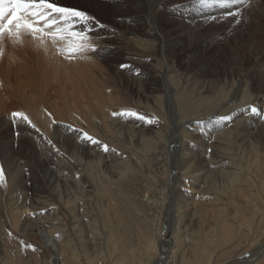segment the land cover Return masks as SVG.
<instances>
[{
	"label": "rangeland",
	"instance_id": "obj_1",
	"mask_svg": "<svg viewBox=\"0 0 264 264\" xmlns=\"http://www.w3.org/2000/svg\"><path fill=\"white\" fill-rule=\"evenodd\" d=\"M250 1H253V0H250ZM181 2H187V1L186 0H174V4H178ZM251 3L252 2H250V4ZM253 3H254V1H253ZM65 6H72V7L81 8L77 2H72L71 0L69 1V4L67 3V4H65ZM175 8H176V6H175ZM242 8H245L244 9L245 11H249V5L241 4L238 11H241ZM184 10L187 14H183L182 18L185 20H189V21L191 20L192 21V22L190 21L191 24L195 27V33L193 35V40L197 39L196 41L203 42L202 44H205L201 48V52H200V53H204L203 55H205L206 53H212V52L217 53L218 50L220 49L219 46L221 45V42L223 43V45H222L223 46L222 47L223 52H225L227 56H229L231 52H236V53H238V55H243V53H242L243 50H241V48L242 49H248L249 51H251V53L254 56L260 55L264 52V50H263V48H264V25H262V23L260 24L262 26H259V24L257 25V22H255L254 20L252 21L253 18L243 17V14L241 13L242 15L238 18L240 20V23L237 24V27H238L237 28V27H234V25L236 24L234 22V20L232 21L228 17H227V19H229L230 21L227 19H224V22H222L223 20L219 21V19H218L215 23H204V22H202V21H205V19H203L202 17L206 13H209V17L212 15L217 16L216 8L204 9V8L200 7V5L197 3V0H190L185 5ZM195 21H197V22H195ZM218 22H220V23H218ZM243 22H244V24H243ZM250 24H253V25H251V27H250L249 26ZM240 25H242V26L240 27ZM219 28L222 30H220ZM232 28H233L234 32H232ZM234 28L235 29L237 28V29L235 30ZM225 29L227 30L228 33L226 32ZM212 31H213V33H212ZM205 34L207 36H205ZM212 34H213V37H212L213 39L211 38ZM204 36H205V39H204ZM237 36H240V37H237ZM253 36H254V38H253ZM223 37L227 40H224ZM202 38H203V41H201ZM94 39H95V41H94ZM96 40L97 41L102 40V38L98 37L95 33V37H93L91 42L93 43V41H94V44L96 45V47L98 49H101L102 48L101 41L99 43V41L97 42ZM208 40H209V42H208ZM214 40L216 41L215 45H213ZM234 40H236V41H234ZM241 40H243L242 41L243 43L241 42ZM97 43H99V44H97ZM209 43H211L212 45ZM238 44L241 46H239ZM244 44L246 46L248 44L249 45L246 47V46H244ZM213 46H215V47H213ZM231 46L233 47V49ZM235 46H237V47H235ZM0 48H2V50L4 52L3 57L0 58V65H3V66L11 65L12 66L10 73H9V86L11 88V95H10V97H7L3 93H2L3 95L1 94L3 96V98H4V95H5V97H7L4 99H7L8 102L6 104L7 108H5L3 110V112L4 111L5 112L3 113L2 111H0L4 115L3 116L0 113V115H1L0 116V128H1V130H0V137H1L0 138V145H1V143L3 145V146L1 145L3 148L0 147L1 148L0 149V165H3L5 167V170H6L5 174H6V177L8 178L7 181L8 180H10V181H8L9 183L6 181V185H4V186H0V198H1L0 199V202H1L0 203V264H54L55 256L53 257V254L59 253V252H57L58 250H56L58 248L61 249L60 261H62L63 264L64 263L65 264H68V263L69 264H111L112 260L107 255L106 251L105 252L104 251L99 252V251L93 250L94 247L95 248H96V246L100 247L101 244L104 242L105 233L106 234L111 233V234L117 235L119 246L120 247L122 246V249H123V251L120 250L117 252V255L114 258L115 264H127V263L128 264H142V263L146 264L147 259H148V261L153 260L155 255L157 256V254L159 253L161 248L158 246L157 247L158 251L154 254L155 250H153V248L149 245V241L155 239V237L158 236V234H160V232L165 230V228L167 227L166 226L167 224L165 223V221L167 219V215H166L167 214V211H166L167 205L164 208V210H161V207H159L158 205H152V203H150L149 196H152V195L154 196L155 192H156L157 196L159 195V198H162L164 196L163 198L166 201L168 198V201H169L168 196H170V193L173 192L176 188H178L181 185V181L179 182L180 179H176L179 184L177 183L173 186V184L176 183V181L175 180L171 181L172 180L171 177L174 175V173L177 174L176 169L179 168L180 161L182 160L181 156H180L183 153V150H181L182 146H180V145H182V142L179 143L177 145V147H175L174 149L169 148L168 146H167L168 147L167 148L166 145H164V144L167 143V139L169 137L174 136L175 138L177 137V139L179 140V139H181L180 137H182V134L186 133V135H188L187 133L191 132L190 129H188L189 131H186L185 130L186 127L180 128V127H178L179 126L178 123L180 121H183V123H186V122L189 123L192 120L194 121V124H195V128H194L193 132H195L196 134L204 135L206 137L205 141L207 140V137H210L211 134H213L214 135L213 138H211L208 141L211 142L213 140L212 141L213 145L220 147L219 149H218V147L216 149L219 151L222 150V152H223L222 153L223 155L221 154V156H222L221 160L223 162L222 166L221 167H219L220 165H218V167L212 166L211 170L220 171V170L224 169L223 171L226 172L230 169L229 171L232 172V174L228 175L227 180L230 177L235 178L236 180H232V181H234V184L233 185L231 184L232 185V186L230 185L231 187L227 184H220L219 183L220 181H218L219 178H216L213 174L214 171H212L213 173L211 175L214 177L210 178V180H213L214 181L213 185L214 184H216V185H214L215 188H209L207 186L206 190L210 189L209 190L210 193L208 192L207 195H209V194L210 195L205 196L208 198V200H207V198L204 197V199L206 200V203L210 202L209 208H212V209L210 210L209 214H207L206 216H204L202 214L197 215V214H195V212L191 211L190 214L192 216V219L190 221H193L194 224H196V225L199 224V228L196 227L195 230L191 228V232L185 234L188 237V238H186L187 243L193 244L194 242H192V240H194V239L197 240L195 242H199V240H200L199 239L200 238L199 233L202 234V232L206 231L205 228H209L210 231L217 229L218 226L216 225V223H219L220 220H226L225 215L227 214V212L231 211V210H235L238 212V216L240 217L239 218L240 222H241V217L246 216L245 218L247 219V217H248L247 220L249 221L251 226H254L258 220H261V223L263 225H260L261 227L258 229L257 234H255L254 239L250 238L249 236L244 237V239H241L238 244L234 243L235 245L233 247L231 246L228 249H225L224 251H222L217 256H215L216 257L215 262H216V264H225V263L228 264L229 262H231V259H232V261H234V260L236 261L240 257V259L242 258L241 259L242 261L240 262L239 261L240 259H239L237 261V263L239 262L238 264H245L247 262V260L249 258H251V252H253L257 247L260 246V245L256 246V245H258L257 243L261 244L262 239H264V207L260 206L261 202H258L257 201L258 199L256 197L254 199V196H255L254 192L255 191L254 192L252 191V190H255V188H256L255 181L252 180V178L254 176H256L255 175L256 171L258 172L257 177L261 180L260 182H262V184L264 185V177H263L264 176V152H262V151H264V136L260 137V135L263 134L261 132V130H263V129H260V128H264V115H259V116L256 115L255 116L254 114H252L251 111H250V113H251V115H250L247 111L250 110L251 107H253L256 104L258 106L259 102L262 105H260V103H259L258 109L264 110V89H262L263 91L262 90L261 91L254 90L258 81L260 83L258 82L257 86L259 84H260L259 87L264 86V84H263L264 83V81H263L264 80V77H263L264 73L257 78L259 80H257V79H249L250 81L248 80L249 83L247 82V90L248 89L249 90H248V93L246 96L247 99L245 96H242V95L237 96V98L234 99L236 101L233 100V102L228 103L226 105L227 107L225 106L221 110L222 112L224 111V113L226 115H231L234 119H232L230 122H228L229 124L230 123L231 124L230 125L228 124V126L226 125V127L224 126V124L221 127H219L215 124L216 127L219 128V129H217V128H215V126L212 122H204L202 120H205L209 116H211L215 112L216 108H218L217 106L220 103H222L223 101L230 99L232 97V95H233L232 89L235 86V83H237V80H236V77L232 78V79L231 78H220V77L217 78V76L214 77L212 75L213 72L215 73V69L217 67L216 65H214V64H216V62H214L215 57L213 59H211L212 61L203 64V66L200 65L199 67H197V69L203 68V74L205 73L204 75H201L197 71L193 70L192 73H196V74H194V75L190 74V75H193L195 77H191L189 79L183 78L181 75L182 73H180L182 71L181 70L179 71V69H180L179 66L175 65L174 66L175 68L171 69V72H172L171 73V75H172L171 81L173 83L175 82L174 85H175V88H177V90L174 91L173 93H167L166 91H164L167 88L166 84H161L160 85L161 88H159L161 90V92H160V90L158 91V92H160V94L158 92H156L155 94H153L154 96H151L146 92V90L144 89L143 86H141L142 88H140V85H142L141 82L135 85L136 90L132 89V85L128 86L125 83V81H122L120 78H118L114 74H112L111 71L108 70V68L102 62H100L101 60L98 59L95 56V54L91 53V52H88L89 54L88 53L82 54L85 57L80 55V57L82 56V58H81L82 60L80 59L81 61H79L78 60L79 58H76V56L74 58H71V59H66V58L58 55L59 57L57 58V54H56V52H55L50 41H48L47 44H42L39 41L33 40L32 37L27 35V34H25L23 36L22 42H15L14 43L11 40H5L2 44H0ZM238 48H240V49H238ZM54 54H55V56H54ZM84 58H85V61L83 60ZM14 60L16 61V63ZM82 61L85 62L84 65L79 64V66H78V62L81 63ZM8 62L11 64H7ZM167 62L168 61H166V59H164V62H161L159 65H157V68H159V69L164 68L165 69L166 66L167 65L169 66V64H170V63L168 64ZM99 63H100V65H99ZM102 65H103V67H102ZM177 67H178V69L176 71ZM78 68L81 70L83 69V72L86 73V75L84 73L85 77H83V80H81L82 78L79 75L81 78V79L79 78V80H80L79 85L80 86L85 85L86 87L88 86V88H90L92 92L94 91V94L92 93L93 94V101H95L97 99L95 101L97 103L92 101L93 103L91 102L90 104H94V106L92 105L90 107H87L89 105V101H86V102H88V104H87V103H85V100L83 99V105H84V103L86 104V106L84 105L83 107H87V108L81 109L83 111L85 110V112H83V115H82V117H83L82 121H83L84 117L87 115L86 113L90 114L89 115L90 120L96 118V119H94L95 122L93 120L91 122H89L90 125L88 123L84 124L85 123L84 121L82 122V121H80V119H78V116H80L79 118H81V114H80L81 112L79 110L77 112V110H72L73 108L71 109V107L73 106L72 105L73 101H76V99H75L74 94L72 93V95H71V92H69V91H71L70 86L73 83H78L77 82L78 81V79H77L78 72L77 71H79ZM204 69H207V70L204 71ZM262 69H264V67ZM72 70H75V71L72 72ZM100 71H102V72H100ZM74 72H77V73H74ZM89 72H90V75H89ZM104 72H106V73L103 74ZM207 72H208V74L206 76ZM210 72H212V73H210ZM87 73L89 76H87ZM198 75H200V76H198ZM175 76H176V78H175ZM202 77H203V79H202ZM71 78H73V79H71ZM195 79H197V84H193V83H196ZM199 79H201V80H199ZM218 79H220V82ZM221 79H223V80H221ZM225 79L228 81H226ZM230 79L233 81H231ZM70 80H72L73 82ZM74 80H77V81L75 82ZM205 80H207L208 83H210L211 85L208 84L207 81H205ZM98 81H100L101 83ZM253 81H254V83H253ZM70 82H72V84H70ZM88 82H89V84H87ZM90 82H91V84H90ZM216 82L222 83V84L217 85ZM251 82H252V84H251ZM17 83H18L19 87H21V88H23L22 85L23 86L26 85V87H24V89L27 88V86L29 88V89L28 88L26 89V92L22 89L26 93V96H25V93L23 94L25 96V99H26V101L23 102L25 104V106L23 105L22 102L17 100V97H19L21 95L17 91V88H16V87H18ZM200 83H201V85H200ZM233 83H234V85L232 86ZM69 84H70V86H69ZM93 84H94V86H93ZM248 84H250V85H248ZM254 84H255V86H254ZM90 85L92 86V88L90 87ZM199 85H200V87H199ZM221 85H223V86H221ZM229 86H230V88H228ZM69 87H70V89H69ZM93 87H95L96 90H94ZM97 87H100V90ZM209 88H211V89H209ZM220 89H221V91L223 90L221 93L222 95L220 94V92H221ZM206 91L208 92V94ZM164 92H166V93L163 94ZM253 92H254V94H253ZM21 93H23V92L21 91ZM97 93L101 94L100 95L101 99L99 98V100H101L100 102L103 101L102 103H100L98 101V98L96 97ZM103 93H104V95H103ZM142 93H143V97L141 96ZM249 93H251L252 95ZM117 94L118 95L120 94V95L118 96ZM136 94H138V95H136ZM227 94H229V96ZM230 94H231V96H230ZM162 95H164V96H162ZM168 95L170 96V98L168 97ZM249 95H251V96H249ZM260 95H261V98H260ZM103 96H104V98L102 99ZM219 96H221V97H219ZM222 96L224 97V99ZM26 97H28V99ZM95 97H96V99H95ZM226 97H228V98H226ZM147 98H148L149 102L145 101V100H147ZM252 98H254V99H252ZM149 99H151V102ZM168 99H170V100H168ZM208 99H209V101H212L211 104L213 105V107L210 106L211 104L209 103ZM218 99H219V101H218ZM65 100H67V102ZM68 100L70 101V103H72L71 104L72 106L70 104L69 105L65 104V103H69ZM255 100L258 101V103H255L256 102ZM152 101H154V102H152ZM159 101H161V102H159ZM175 101H177V102H175ZM25 102L28 104L31 103V106H33V107H36V108L40 107L41 110L44 112V115H48L49 113H51L52 116L51 117L48 116L49 117L48 123L51 122V124H52L53 121H55V119H56L55 123L52 124V126L50 124L49 125L47 124L48 126H45V128H43V127L40 128V126L37 125L38 126L37 128L39 130L41 129L40 132H37L36 130L32 129L31 127H29L28 125L23 124V123H19L18 125L13 126L12 122H10L11 121L10 111L13 112V111L19 110V111H24L26 113V111H25L26 103ZM59 102H61V103H59ZM98 102H99V104H98ZM169 102H171V103H169ZM62 104L63 105L65 104L66 106L65 105L63 106ZM206 104H208V105H206ZM168 105L170 106L171 109L169 108ZM95 106L101 107V108L97 109V107H95ZM242 106H243V108H242L243 110L240 111ZM260 106H261V108H260ZM66 107H68L72 112H77L79 115L77 113L73 114ZM93 107H94L95 111H93V109H92ZM88 108L92 109V110H89ZM95 108L97 110H99L100 114H102L103 117H101V115L98 114L99 112L97 113V110ZM212 108H214L215 110L213 109L214 110L213 111ZM53 109H55V110H53ZM6 110H7V112H6ZM67 110L70 111L71 113L68 112ZM124 110H132V111H136V112L143 114L145 116H148V117L158 118L159 123L148 124L144 121L138 120V119L133 118V117L114 116L113 115L114 112H122ZM170 110H172V111H170ZM176 110H178V112ZM92 111L96 112V113H91ZM243 111H244V114L242 113ZM61 112H63V114H60ZM65 112L67 113L66 115H65ZM179 112H181V113H179ZM84 113L86 115H84ZM94 114L96 117L93 116ZM225 114L220 115V116H225ZM59 115L60 116L62 115L61 116L62 119L60 118ZM63 115H65V116H63ZM176 115L178 117H176ZM68 116H69V118H68ZM71 116H73V117H71ZM174 116H175V119H174ZM1 117L4 120V122H3V120H1ZM3 117H5V118H3ZM73 118L75 120H77V122L75 120L72 121ZM195 118H197V119H195ZM256 118L258 119L259 123H257L258 124L257 127L255 129H253L249 135H243L244 133L241 134V136L237 135V132L238 131L242 132L243 128L245 126L243 121H241L242 123L239 122L240 120H245V121L250 120L251 121V119H254L255 121H257ZM198 119L200 121H202L203 124H198V122H200ZM61 122H63V123L65 122V124H62ZM73 122H75V125H72V124H74ZM114 122H116V123H114ZM117 122L120 124H118ZM76 123L78 124L77 126H76ZM261 123H262V125H261ZM126 124H127V126H126ZM234 124L237 126H234ZM1 125H4V126H1ZM5 125H7V126H5ZM8 125L10 128L8 127ZM68 125H71L75 129H79V130H82L84 132L87 131V133L89 132L88 134L95 137L96 139H98L102 143L107 144L109 146V148L112 150L105 153L101 149V147L98 145H91V144H88L86 142H82L81 133L79 131L70 132L67 128ZM118 125H119V127H118ZM121 125H123V127H122V128H124L123 130L121 128ZM248 125H250V124H248ZM149 126L153 127V131L150 134H149V132L145 131V129ZM233 126L236 128H234ZM46 127H48V128H46ZM3 128H4V130H2ZM101 128H103V129H101ZM132 128H133V130H132ZM199 128L200 129L204 128V129L200 130ZM226 129L231 130V133L228 135L230 138L228 136H225V135L222 136L221 134H220L221 135V137H220L217 132H221V131L226 130ZM127 130H128V133H127ZM6 131L9 132L8 135L6 134L7 133ZM15 131L19 132L18 137L14 134ZM34 131H35L36 135H34ZM129 131L131 133H129ZM175 131H177V132H175ZM47 132H48V135H47ZM60 132H61V134H60ZM4 133L8 137H6V135H4ZM40 133H42V134H40ZM74 133H75V135H74ZM140 133H141V135H140ZM171 133H173V134H171ZM37 134H40V136ZM41 135L50 139L53 142V144L49 145L47 143V140H45ZM31 136L34 138H32ZM188 136H191V137L189 138ZM188 136H187V138L185 137V139H187V140L189 139L190 142H192L193 138H195V137H196L195 139L200 138V136L198 137V135H188ZM239 136H240V140H239ZM250 136H252V137H250ZM37 137L42 138V140L40 139L41 141H39V139H37ZM241 138H243V139L241 140ZM249 139H251V140H249ZM3 140L4 141L6 140L7 144L6 143L3 144L4 143ZM139 140H140V142H139ZM203 140H204V137H203ZM220 140H221V142H220ZM208 141H207V143H208ZM224 141H227L228 143L225 142L226 144L224 145ZM234 141H238L239 143H242V144H239V143L234 144L233 146L235 148H233V146H232L233 143L231 144L230 142H234ZM244 141H246V142H244ZM250 141L253 142L251 144L257 143L255 145H258V147L261 146V148L260 147L257 148V146L253 145V148L256 147L255 150L256 149H258V150L254 152L257 155L254 157L255 159L252 158L254 161H252V159H251V162L249 160L250 159L249 158V154H250L249 148L250 147H247V144ZM220 143H223V144H220ZM83 144L88 145L91 148L96 149L97 151L99 150L98 151L99 152L98 153L99 158L95 157V158H91V160L88 158H85L86 156L81 154V150H82L81 147H85V146H82ZM190 144L191 143H187V145L185 146L186 149L188 148L187 149V150H189L188 152H191L192 155H197L198 154L197 146L190 145ZM229 144H231V147ZM34 145H35V147L42 145L43 148L47 151V153L49 152L48 155H50L52 153L51 154L52 156H49V157H51L53 160L54 159L56 160V161L55 160L53 161L55 163V164L53 163L54 166L52 165L53 168H55V169H49L46 171L47 173L34 171V170H39V169H37V164L39 163V161H41L40 159L36 158L34 155V151H33ZM236 145L238 148H241V149H239V151H243V152H241L242 155H240L241 153H239V151L237 150L238 148L236 147ZM221 146H224V147H221ZM242 146H244V147H242ZM7 148H9L10 153L5 154ZM222 148H224V150ZM230 148H232V149H230ZM12 149H15V150H12ZM57 149H59V151H57ZM246 149H248V150H246ZM175 150H177L179 153L175 152ZM225 150L228 152L227 154H224V152L226 153ZM233 150H234V152H233ZM1 151L5 152V153H1ZM62 151L64 152V155L60 154V152H62ZM212 151L213 150L211 149V147H209L208 148L209 154H211ZM163 152H164V154H163ZM232 152L234 154H232ZM258 152H260V153H258ZM261 152H262V154H261ZM27 153H28V155H27ZM229 153L232 155H230ZM244 153H245V155H244ZM258 154L261 156H258ZM7 155L10 158H8ZM9 155H11V156H9ZM226 155H228V156L226 157ZM237 155H238L239 159H237L238 158ZM106 157L107 158L109 157L111 159L109 166L110 167L112 166V169L111 168L108 169L107 167L104 166L105 162L107 161ZM112 157H114V158H112ZM244 157H246L247 159L246 158L244 159ZM104 158H105V160H104ZM259 158H260V160H259ZM48 159H50V158H48ZM241 159H242V161H241ZM80 160L83 164L86 163L84 167H83V165L80 164L81 168H78V167H80V165L77 164L78 167H76L77 166V165H75L76 163L75 164L72 163V161L78 162ZM258 160H259V162H258ZM64 161H66V162H64ZM254 162L257 166L255 164L253 165ZM2 163H4L5 165ZM229 163L233 167H231ZM63 164H64V167H63ZM6 165L9 167H7ZM223 165L225 168H223ZM171 166H173V167H171ZM229 166H230V168H229ZM7 168H8V170H7ZM172 168L173 169L176 168L175 169L176 171L173 170ZM55 170L57 173L55 172ZM110 170H111V172H110ZM112 170H114L115 172ZM31 171L34 174L36 173V175L38 174L39 176L47 177V178L51 179L53 182V186H55V187L51 188V190L49 191L50 193H47L44 195L45 197L44 196L42 197L43 194H41V196H39L38 198L36 197V200L38 201L37 204L31 203L32 198L35 199V197L33 196V192L29 191L28 187H27V185H30V183H31V181L28 180V177H31V176L26 177L25 174H28ZM52 171H54V172H52ZM172 171H173V174H172ZM24 172H25V174H24ZM77 172H79V173H77ZM198 174H200V173H198ZM201 174H202V172H201ZM224 174H226V173H224ZM250 174L253 177L250 178V176H251ZM21 176L23 178H21ZM50 176H51V178H50ZM57 176H59V178ZM53 179H55V180H53ZM11 181H13V182H11ZM55 181H56V183H55ZM232 181H229V182H232ZM168 182L171 184H169ZM182 182L183 183H182L181 187H184L185 189L182 188L183 192L181 193V195L178 193L179 189L175 190L174 194L172 193V196L174 195L173 198H174L175 202L179 201L180 196H182L184 198L187 196L186 198H192V200H193L195 194L194 195H192V194H193V192L194 193L197 192V190H196V192L192 191L195 187H198L197 185L199 183L196 182V180L194 181V179L191 180V179L187 178L186 181H182ZM7 184L11 186L10 187L11 189L8 187ZM39 184H41V182ZM56 184H58V185H56ZM89 184H91V187ZM185 184H187V186L188 185L189 186L186 187ZM167 185H168V187H166ZM177 185H179V186H177ZM218 185H219V187H218ZM221 185H223V187ZM17 186L21 187L20 190L18 189L19 187L17 188ZM32 186H34V185H32ZM233 186L235 188H233ZM172 187H175V189H172ZM236 187H237V189H236ZM249 187H251V188H249ZM38 188H40V186H38ZM169 188H171V190ZM200 188L203 189V188H205V186L202 184L200 186ZM263 189H264V187H263ZM18 190H19V192H18ZM165 190H167L168 194L166 193ZM225 190H226V192H225ZM228 190H230L231 192ZM239 190H241V191H239ZM22 192H23V194L21 195ZM158 192H159V194H158ZM227 192L228 193L230 192L231 194L230 193L228 194ZM5 194L7 196H5ZM12 194H14L15 196ZM165 194H167V196ZM240 194H241V196H240ZM243 194L247 195L246 198L249 197L248 200L244 197L245 195H243ZM25 196H26V198H25ZM12 197H13V200H12ZM15 197H17V198L14 199ZM195 197L197 198V201H196V199H195V201L197 203H199V204H197V206L201 205L199 202V201H201V200H199L200 199L199 195L197 194V196L195 195ZM214 197H215V199L213 200ZM263 197H264V193H263ZM2 199H3V201H1ZM232 199H234V200H232ZM211 200H213V201H211ZM255 200H256V202H255ZM168 201H167V203H168ZM218 201H220L221 203L223 202V203L221 204ZM3 202H5L6 204L8 203V205L6 206L5 203H3ZM201 203H202V201H201ZM216 203L217 204L219 203V205H217ZM253 203L255 205L258 203L259 207L257 205V209L261 208V209H259L260 210L259 212L255 213L256 216L254 214V211L251 208ZM215 204H216V206H214ZM230 205H231V207H230ZM24 206L26 208H24ZM226 206L230 210H228L226 208ZM20 207L24 208L23 211H28V212H26L28 218H30V217L33 218L35 220V224L41 222L40 224H43L45 226V228H47V229L45 231L39 230V232L35 231V230H33V231L29 230V231L23 233L22 229L24 227L23 225L25 224V219L27 218V216H23L21 218L19 217L20 213L18 212V209ZM218 208H220V209H218ZM239 209H240V211H239ZM225 211H227V212H225ZM222 213H223V215H221ZM243 214H245V215H243ZM16 217L17 218L19 217V218L17 219ZM170 217L172 218V215ZM229 225L230 226H236L233 221L229 222ZM210 231H209V233H210ZM42 232H44V233H42ZM47 233L48 234L50 233L51 241H49V238L46 236ZM208 234L204 235L205 238L203 240V244L205 243L206 246H208L210 243L207 240ZM217 236L220 237V235H217ZM141 237H143V239L145 238L144 239L145 244H148V245H144V246H146L144 251H141L143 244H141V243L139 244ZM215 241L217 242L216 238H215ZM52 244H53V246H52ZM26 245L34 246L35 250H33L32 247H26ZM54 248H56V249H54ZM86 248H88V249H86ZM138 248H140V249H138ZM132 249H134L136 251V254H137V255L135 254L136 260L133 261V263H132V256L128 253ZM88 250H89V252H88ZM144 252H145V255L147 254L145 256V258L143 257ZM118 253L120 254V256H118L119 255ZM124 253H125V256L123 258ZM121 254H123V255H121ZM149 254H151V255L149 256ZM235 255L237 258L235 257ZM126 257H128V258H126ZM141 257L143 258L142 260H141ZM244 259H246V260H244ZM177 261H178V255L176 253H174L173 259H172V261H170V264H172V262H177ZM227 261H229V262H227ZM258 262L259 263H257V264H264V260H262V261L260 260Z\"/></svg>",
	"mask_w": 264,
	"mask_h": 264
},
{
	"label": "bare ground",
	"instance_id": "obj_2",
	"mask_svg": "<svg viewBox=\"0 0 264 264\" xmlns=\"http://www.w3.org/2000/svg\"><path fill=\"white\" fill-rule=\"evenodd\" d=\"M69 1L70 0H59V2L64 6L65 4H69ZM72 2H77L79 4V6L82 8V9H85L87 10L90 14H93L101 23H104L106 25H108V28L107 29H98V30H94L96 35L98 37H101L102 40H98L99 43L101 41L102 43V48L104 51L101 52L99 55L95 54V56L100 59L99 61L102 62L107 68L108 70L111 71L112 74H114L116 77L120 78L122 81H125V83L128 85V86H131L132 85V89L136 90V87L135 85L138 84V83H142V85H140V88H142L141 86L144 87V89L146 90V92L151 95V96H154L153 94H155L156 92H158L161 88L160 85L161 84H166V91L167 93H173L174 91L177 90V88H175V85L174 83L171 81V69L175 68L174 66H179V71L181 70L182 73V77L183 78H191V77H195L193 76L194 74L196 73H192L193 70L197 71L199 74L201 75H204L203 74V68L201 69H197V67H199L200 65L203 66V64L205 63H208L210 61H212L211 59H213L214 57V62H216V69H215V73L213 72V76H217L220 77V78H235L236 77V80H237V83H235V86L233 87V95L230 99H227L225 101H223L222 103H220L216 108V110L214 108H212V110L214 109L215 112L209 116L207 119L205 120H202L204 122H212L214 120H216L220 115H223L225 114L224 111L222 112L221 110L228 104V103H231L233 102V100L235 98H237V96H247V93H248V90H247V82L249 79H257L259 76H261L263 73H264V69H262L264 67V52L260 55H257V56H254L251 51H249L248 49H242L241 47V50L243 55H238V53L236 52H231L229 56L226 55L225 52H223V43L221 42V45L219 46L220 49L218 50L217 53L215 52H212V53H206L205 55H203L204 53H200L201 52V48L205 45V44H202L203 42H198L196 40H193V35L195 33V27L191 24V22L189 20H185L182 18V15L183 14H187L185 12V5L190 1L186 0L187 2H181V3H178V4H174V0H71ZM254 1V3H253ZM253 1H250L252 2L251 4H249V11H245L244 9L245 8H242L241 9V13L243 14V17H251L253 18L252 21L254 20L255 22H257V25L259 24V26H262L264 25V0H253ZM192 2V1H191ZM71 3V2H70ZM74 4V3H73ZM74 6V5H73ZM77 6V5H76ZM176 6V8H175ZM79 8V7H78ZM240 8V5H237V6H234L231 11L233 12H236L238 11V9ZM227 10H222V9H218L216 8V13H217V17H223L225 12ZM210 12V11H209ZM199 13V12H198ZM241 14V15H242ZM190 15V14H189ZM203 16V15H202ZM188 17V16H187ZM209 17V13H206L202 18L206 20V18ZM230 20H234L233 17H228ZM227 19V20H229ZM223 20L222 22H224V19H219V21ZM229 20V21H230ZM226 21V20H225ZM231 21V22H232ZM244 21V20H243ZM197 22V21H195ZM220 23V22H218ZM234 23V22H233ZM262 23V25H260ZM195 24V23H194ZM222 24V23H221ZM244 24V22H243ZM218 25V24H217ZM251 25L253 24H250L249 26L251 27ZM220 26V25H219ZM242 25H240L241 27ZM198 27V26H197ZM196 27V28H197ZM223 27V26H222ZM234 27H237V24L234 25ZM258 27V26H257ZM214 28V27H213ZM238 28V27H237ZM236 28V29H237ZM253 28V27H252ZM198 29V28H197ZM216 29V28H215ZM220 29V28H219ZM235 29V28H234ZM235 29V30H236ZM250 29V28H249ZM217 30V29H216ZM222 30V29H220ZM226 30V29H225ZM231 30V29H230ZM260 30V29H259ZM218 31V30H217ZM216 31V32H217ZM239 31V30H238ZM252 31V30H251ZM250 31V32H251ZM215 32V31H214ZM227 32V30H226ZM232 32L233 31V28H232ZM236 32V31H235ZM256 32V31H255ZM198 33V32H197ZM210 33V32H209ZM208 33V34H209ZM213 33V31H212ZM228 33V32H227ZM230 33V32H229ZM238 33V32H237ZM242 33V32H241ZM211 34V33H210ZM232 34V33H231ZM234 34V33H233ZM236 34V33H235ZM251 34V33H250ZM257 35V34H256ZM205 36H207L205 34ZM205 36H204V39H205ZM221 36V35H220ZM219 36V37H220ZM95 37V36H94ZM213 37V34L211 35V38ZM226 37V36H225ZM237 37H240V36H237ZM196 38V37H195ZM199 38V37H198ZM224 38V37H223ZM254 38V36H253ZM252 38V39H253ZM209 39V38H208ZM213 39V38H212ZM211 39V40H212ZM223 40V39H222ZM224 40H227L224 38ZM95 41V39H94ZM94 41H93V44H94ZM97 41V40H96ZM97 41V42H98ZM203 41V38L202 40ZM206 41V40H205ZM232 41V40H231ZM236 41V40H234ZM243 40H241L242 42ZM249 41V40H248ZM253 41V40H252ZM209 42V40H208ZM215 40H214V43L213 45H215ZM218 42V41H217ZM240 42V41H239ZM97 43V44H99ZM207 43V42H206ZM212 43V42H211ZM209 43V44H211ZM225 43V42H224ZM238 43V42H237ZM243 43V42H242ZM241 43V44H242ZM248 43V42H247ZM251 43V42H250ZM212 45V44H211ZM226 45V44H225ZM239 45V44H238ZM249 45V44H248ZM247 45V46H248ZM48 46V45H47ZM241 46V45H239ZM244 46H246L244 44ZM246 46V47H247ZM46 47V46H45ZM207 47V46H206ZM215 47V46H213ZM232 47V46H231ZM237 47V46H235ZM251 47V46H250ZM238 48V49H240ZM207 49V48H206ZM233 49V47H232ZM203 50V49H202ZM208 50V49H207ZM264 50V48H263ZM229 51V50H228ZM203 52V51H202ZM89 54V53H88ZM86 55V54H85ZM256 55V54H255ZM55 56V54H54ZM83 57H85L84 55H82ZM82 56L80 57V55H77L76 58H79L78 60L81 61L82 59ZM94 56V55H93ZM59 56L57 55V58ZM11 59V58H10ZM81 59V60H80ZM164 59H166V61H168L167 63L169 64V66L165 65L166 68H162V69H159L157 68V65H159L161 62H164ZM85 61V58L83 59ZM88 60V59H87ZM257 60V61H256ZM15 61V60H14ZM84 61H82L81 63L78 62V66L79 64H83L84 65ZM256 61V62H255ZM75 62V61H74ZM16 63V61H15ZM89 63V62H88ZM127 64V65H130V67L128 68H125V69H121L120 68V64ZM7 64H11V63H7ZM14 64V63H13ZM75 64V63H74ZM164 64V63H163ZM87 65V64H86ZM100 65V63H99ZM213 65V66H214ZM104 66V67H105ZM163 66V65H162ZM161 66V67H162ZM208 66V65H207ZM210 66V65H209ZM11 65H8V66H3V65H0V111L3 112V110L5 108H7L6 104H7V99H4V98H7V97H10L11 95V88L9 86V73H10V70H11ZM75 67V66H74ZM103 67V65H102ZM76 68V67H75ZM206 68V67H205ZM209 68V67H208ZM79 69V68H78ZM104 69V68H103ZM178 67L176 68V71H177ZM107 70V71H108ZM207 70V69H204V71ZM211 70V69H210ZM214 70V69H213ZM75 71V70H72V72ZM77 71V70H76ZM173 71V70H172ZM175 71V70H174ZM178 71V72H179ZM78 72V81L77 80H74L75 82L77 81L78 83H73L70 82V84H72L70 86L71 87V95L72 93L74 94L75 96V99L76 101H73V104L70 103H65L66 105L68 104H72L71 106V109L72 110H78L81 112H79L81 114V118H79L80 116H78V119H80V121H82V115H83V112H85V110H81V109H86L87 107H90V106H94V104H90L92 101H93V94H94V91L92 92L90 88H88V86L86 87L85 85L84 86H80L79 85V78L81 76V80H83V77L84 76V73L83 72V69H79ZM77 72H74V73H77ZM102 72V71H100ZM139 72V75H137L136 73ZM210 72V73H212ZM106 72H104L103 74H105ZM176 73V72H175ZM92 74V73H91ZM102 74V73H101ZM108 74V73H107ZM190 74H193V75H190ZM208 72L206 73V76H207ZM80 75V76H79ZM86 75V73H85ZM89 75H90V72H89ZM88 73H87V76H89ZM113 76V75H112ZM200 76V75H198ZM197 76V77H198ZM209 76V75H208ZM73 77V76H72ZM76 77V76H75ZM105 77V76H104ZM174 77V76H173ZM264 77V76H263ZM66 78V77H65ZM68 78V77H67ZM107 78V77H106ZM176 78V76H175ZM199 78V77H198ZM207 78V77H206ZM209 78V77H208ZM238 78V79H237ZM73 79V78H71ZM99 79V78H98ZM173 79V78H172ZM181 79V78H180ZM203 79V77H202ZM216 79V78H215ZM214 79V80H215ZM230 79V80H231ZM69 80V79H68ZM100 80V79H99ZM175 80V79H174ZM173 80V81H174ZM196 80V83H193V84H197V79ZM201 80V79H199ZM209 80V79H208ZM219 82H220V79H218ZM223 80V79H221ZM226 80V79H225ZM229 80V81H230ZM235 80V81H236ZM259 80V79H257ZM67 81V80H66ZM85 81V80H84ZM111 81V80H110ZM117 81V80H116ZM179 81V80H178ZM192 81V80H191ZM207 81V80H205ZM228 81V80H226ZM233 81V80H231ZM230 81V82H231ZM250 81V80H249ZM252 81V80H251ZM256 81V80H255ZM264 81V80H263ZM82 82V81H81ZM100 82V81H98ZM185 82V81H184ZM195 82V81H194ZM200 82V81H199ZM198 82V83H199ZM210 82V81H209ZM223 82V81H222ZM259 82V81H258ZM257 82V84H258ZM30 83V82H29ZM32 83V82H31ZM101 83V82H100ZM190 83V82H189ZM208 83V81H207ZM206 83V84H207ZM217 85L219 84H222V83H218L216 82ZM249 83V82H248ZM254 83V81H253ZM256 83V82H255ZM260 83V82H259ZM26 84V83H25ZM24 84V85H25ZM28 84V83H27ZM33 84V83H32ZM67 84V83H66ZM89 84V82L87 83ZM91 84V82H90ZM210 84V83H208ZM225 84V83H224ZM223 84V85H224ZM230 84V83H229ZM252 84V82H251ZM255 86V89L254 90H257V91H261L262 89H264V86H260V84L257 86ZM264 84V83H263ZM18 85V83H17ZM16 85V86H17ZM22 85V84H21ZM98 85V84H97ZM201 85V83H200ZM199 85V87H200ZM211 85V84H210ZM221 85V86H223ZM228 85V84H227ZM226 85V86H227ZM231 85V84H230ZM234 85V83L232 84V86ZM250 85V84H248ZM33 86V85H32ZM66 86V85H65ZM94 86V84H93ZM109 86V85H108ZM163 86V85H162ZM165 86V85H164ZM204 86V85H203ZM215 86V85H214ZM252 86V85H251ZM23 88L19 87H16L17 88V91L19 92V94H21L19 97H17V100H19L20 102H24L26 101L25 99V96H26V89L28 88H25V86L22 85ZM69 87V89H70ZM90 87L92 88V86L90 85ZM198 87V88H199ZM211 87V86H210ZM225 87V86H224ZM46 88V87H45ZM94 90L95 87H93ZM99 88L100 90V87H97ZM109 88V87H108ZM115 88V87H114ZM125 88V87H124ZM139 88V89H140ZM197 88V89H198ZM204 88V87H203ZM220 88V87H219ZM230 88V86L228 87ZM249 88V87H248ZM251 88V87H250ZM25 91H23V90ZM29 89V88H28ZM90 91H89V90ZM164 89V88H163ZM188 89V88H187ZM201 89V88H200ZM211 89V88H209ZM214 89V88H213ZM222 89V88H221ZM220 89V91H221ZM252 89V88H251ZM33 90V89H32ZM68 90V89H67ZM141 90V89H140ZM21 91L23 93H21ZM143 91V90H142ZM223 91V90H222ZM222 91L220 92V94L222 93ZM229 91V90H228ZM256 91V92H257ZM263 91V90H262ZM138 92V91H137ZM161 92V90H160ZM160 92H158L160 94ZM166 92H164L163 94H165ZM207 92V91H206ZM230 92V91H229ZM252 92V91H251ZM5 94L7 97H5L4 95V98H3V94ZM25 93V96L23 95ZM33 93V92H32ZM93 93V94H92ZM129 93V92H128ZM178 93V92H177ZM204 93V92H203ZM217 93V92H216ZM231 93V92H230ZM2 94V95H1ZM99 94V95H98ZM208 94V92H207ZM226 94V93H225ZM251 94V93H249ZM254 94V92H253ZM41 95V94H40ZM101 94L100 93H97L96 94V97L98 98V101L100 102L101 100H99V98L101 97L100 96ZM104 95V93H103ZM118 95V94H117ZM120 95V94H119ZM118 95V96H119ZM125 95V94H124ZM138 95V94H136ZM205 95V94H204ZM219 95V94H218ZM222 95V94H221ZM224 95V94H223ZM229 96V94H227ZM252 95V94H251ZM249 95V96H251ZM262 95V94H261ZM261 95H260V98H261ZM28 96V95H27ZM44 96V95H43ZM110 96V95H109ZM140 96V95H139ZM143 97V93L141 95ZM160 96V95H159ZM164 96V95H162ZM231 96V94H230ZM248 96V97H249ZM256 96V95H255ZM95 97V99H96ZM145 97V96H144ZM147 97V96H146ZM168 97L170 98V96L168 95ZM221 97V96H219ZM223 97V96H222ZM258 97V96H257ZM28 99V97H26ZM104 98V96L102 97V99ZM107 98V97H106ZM150 98V97H149ZM228 98V97H226ZM241 98V97H240ZM259 98V97H258ZM25 99V100H24ZM30 99V98H29ZM83 99L85 100V103L88 104V102L86 101H89V105L87 107H83L84 105L86 106V104L84 103L83 105ZM101 99V98H100ZM140 99V98H139ZM154 99V98H153ZM167 99V98H166ZM210 99V98H209ZM208 99V101H209ZM224 99V97H223ZM243 99V98H242ZM247 99V97H246ZM254 99V98H252ZM36 100V99H35ZM39 100V99H38ZM97 100V99H96ZM95 100V101H96ZM150 102H151V99H149ZM170 100V99H168ZM173 100V99H172ZM215 100V99H214ZM221 100V99H220ZM67 102V100H65ZM93 101V102H95ZM145 101H148V98L147 100ZM219 101V99H218ZM236 101V100H234ZM239 101V100H238ZM256 101V100H255ZM29 102V101H28ZM62 102V101H61ZM59 102V103H61ZM92 102V103H93ZM98 102V104H99ZM103 102V101H102ZM100 102V103H102ZM149 102V101H148ZM154 102V101H152ZM161 102V101H159ZM173 102V101H172ZM177 102V101H175ZM174 102V103H175ZM212 101H209V103L211 104ZM26 103V102H25ZM97 103V102H95ZM168 103V102H167ZM171 103V102H169ZM205 103V102H204ZM208 103V104H209ZM255 103H258V101H256ZM260 103V102H259ZM259 103H258V106H259ZM35 104V103H34ZM64 104V105H65ZM111 104V103H110ZM148 104V103H147ZM173 104V103H172ZM176 104V103H175ZM206 104V105H208ZM209 104V105H210ZM217 104V103H216ZM23 105L25 106V104L23 103ZM44 105V104H43ZM47 105V104H46ZM63 105V104H62ZM63 105V106H64ZM65 105V106H66ZM101 105V104H100ZM109 105V104H108ZM129 105V104H128ZM171 105V104H170ZM245 105V104H244ZM260 105H262L260 103ZM35 106V105H34ZM103 106V105H102ZM110 106V105H109ZM148 106V105H147ZM169 106V105H168ZM210 106L213 107V105L211 104ZM246 106V105H245ZM255 107L258 108L257 104L254 105ZM97 107V106H95ZM115 107V106H114ZM175 107V106H174ZM173 107V108H174ZM227 107V106H226ZM63 108V107H62ZM65 108V107H64ZM68 108V107H66ZM100 109L101 107H97V109ZM170 108V106H169ZM211 108V107H210ZM233 108V107H232ZM243 106L241 107L240 111H242L243 109ZM246 108V107H245ZM261 108V106H260ZM263 108V107H262ZM47 109V108H46ZM61 109V108H60ZM69 109V108H68ZM89 109V108H88ZM93 111L94 110V107L92 108ZM92 109H89V110H92ZM96 109V108H95ZM96 109V110H97ZM133 109V108H132ZM171 109V108H170ZM178 109V108H177ZM249 109V108H248ZM55 110V109H53ZM70 110V109H69ZM174 110V109H173ZM207 110V109H206ZM213 110V111H214ZM25 111L27 113V115L30 117V119L33 121V123L36 124V126H40L45 128V126H48L49 124L52 126V124H54V122L51 124L48 123L49 122V115H44V112L41 110L40 107L36 108V107H33L31 106V103H26V107H25ZM63 111V110H62ZM68 111V110H67ZM71 111V110H70ZM68 111V112H70ZM91 112V113H96V112ZM111 111V110H110ZM172 111V110H170ZM178 112V110H176ZM182 111V110H181ZM2 112H0L2 114ZM5 112V111H4ZM3 112V113H4ZM7 112V110H6ZM72 112V111H71ZM70 112V113H71ZM77 112H72L73 114L77 113ZM87 112V111H86ZM89 112V111H88ZM99 112V110H97V113ZM175 112V111H174ZM233 112V111H232ZM250 115V110L247 111ZM10 113H12L10 111ZM181 113V112H179ZM209 113V112H208ZM244 114V111L242 112ZM247 113V114H248ZM60 114H63V112H61ZM67 113L65 112V115ZM78 114V113H77ZM88 116H87V115ZM84 113V115H86L83 119V121L85 122L84 124H89V122H91L92 120L94 121V119L90 120L89 119V115L88 113ZM100 114V112L98 113ZM175 114V113H174ZM240 114V113H239ZM246 114V115H247ZM3 115V114H2ZM63 115V116H65ZM69 115V114H68ZM72 115V114H71ZM79 115V114H78ZM92 115V114H91ZM101 117L102 114H100ZM106 115V114H105ZM112 115V114H111ZM219 115V116H218ZM226 115V114H225ZM1 116V115H0ZM4 116V115H3ZM52 116V115H51ZM55 116V115H54ZM60 116V115H59ZM62 116V115H61ZM60 116V118H61ZM70 116V115H69ZM68 116V118H69ZM95 116V114L93 115ZM173 116V115H172ZM183 116V115H182ZM256 116V115H255ZM6 117V116H5ZM3 117V118H5ZM8 117V116H7ZM56 117V116H55ZM73 117V116H71ZM96 117V116H95ZM98 117V116H97ZM176 117H178L176 115ZM249 117V116H248ZM251 117V116H250ZM182 118V117H181ZM184 118V117H183ZM247 118V117H246ZM7 119V118H6ZM54 119V118H53ZM62 119V118H61ZM100 119V118H99ZM98 119V120H99ZM174 119H175V116H174ZM193 119V118H192ZM197 119V118H195ZM234 119V118H233ZM257 119V118H256ZM1 120L2 117H1ZM75 120L74 118L72 119V121ZM97 120V121H98ZM169 120V119H168ZM177 120V119H176ZM199 120V119H198ZM7 121V120H6ZM5 121V122H6ZM53 121V120H52ZM56 121V119H55ZM77 122V120H75ZM82 121V122H83ZM174 121V120H173ZM180 121V120H179ZM200 121V120H199ZM243 121L245 126L243 128V131H238L237 132V135H240L243 134V135H249L250 132H252L253 129H255L257 127V123L258 122V119L257 121H255L254 119H251L250 120H240L239 122ZM4 122V120H3ZM11 122V121H10ZM70 122V121H69ZM79 122V121H78ZM95 122V121H94ZM106 122V121H105ZM108 122V121H107ZM230 122V121H229ZM62 124H65V122H61ZM68 123V122H67ZM71 123V122H70ZM74 124L72 125H75V122H73ZM98 123V122H97ZM96 123V124H97ZM116 123V122H114ZM118 123V122H117ZM242 123V122H241ZM9 124V123H8ZM48 124V125H47ZM95 124V125H96ZM100 124V123H99ZM103 124V123H102ZM120 124V123H118ZM137 124V123H136ZM169 124V123H168ZM179 126L180 128L182 127H186L185 130L186 131H189L188 129H190L191 132L187 133L188 135H198V137L200 136V138L198 139H195L193 138L192 142L189 141V139H185V137L187 138L188 135L185 134H182V137H180L181 139H177V137L175 138L174 136L172 137H169L167 139V143L164 144L166 145V147L168 146L169 148H175L177 147V145L179 143L182 142V149L183 150V153L180 155L181 156V161H180V166L177 170V174L174 173V175L171 177L172 180L171 181H176V183L173 184V186L175 184L178 183V181L176 179H180L179 182L181 181V185H182V181H186V179H194V181L196 180V182H198L199 184L197 185L198 187H195L192 191H195L197 190L196 193L193 192L192 195H196L197 194L199 195V200L202 201H199L201 205L197 206V198L195 197L194 195V198L192 200V198H184L181 195V193L183 192L182 191V188L184 187H181V185H177L179 186L178 188L175 189V187H172V189H175V190H178L179 189V201L178 202H175L174 201V195L172 196V193L174 194L175 190L173 192L170 193V196L169 197V201H168V198H167V201L162 197V198H159V195L157 196V193L155 192V195L153 196H149V200H150V203H152V205H158L159 207H161V210H164V208L166 207L167 205V208H166V211H167V219L165 221V223L167 224L165 230H163L162 232H160V234H158V236L155 237V239L149 241V245L153 248V250H155L154 254L158 251L157 247L159 246L161 249L159 251V253L157 254V256L155 255L154 259L153 260H149L148 259L146 260V264H170V261H172L173 259V255L174 253H176L178 255V261L177 262H172V264H216L215 262V256H217L218 254H220L222 251H224L225 249H228L229 247H233L235 244H238L240 242L241 239H244V237L246 236H249L250 238L254 239L255 238V234H257L258 232V229L261 227L260 225H263L261 223V220H258L256 222V224L254 226H251V224L249 223V221L243 216L241 217V222L239 220V216H238V212L235 211V210H231V211H225L227 212V214L225 215V218L226 220H220L219 223H216V225L218 226L217 229L215 230H211L209 228H205L206 231L199 233L200 234V240L199 242H195L197 240H192V242H194L193 244H190V243H187V240L186 238H188L185 234L186 233H189L191 232V228L192 229H196V227L199 228V224H194L193 221H190L192 219V216H191V211L195 212V214L197 215H204L206 216L207 214H209L210 210L212 208H209L210 205L209 203H206V200L204 199V197L208 194L209 190L210 189H207L206 190V187L208 186L209 188H215L214 184V181L213 180H210V178L212 177H216V178H219L218 181H220L219 183L220 184H227V185H233L234 184V181L232 180H236L235 178H232L230 177L228 180V175H231L232 172H230L229 170L224 172L222 170L220 171H214V170H211L212 166L214 167H218V165H220L219 167L222 166V160H221V154L223 153L222 150L219 151L217 150L216 148L218 146H215L213 145V140L210 142L208 140H210L211 138H213V134H211L210 137H207V140L205 141L206 137L204 135H200V134H196L194 131V128H195V124H194V121L192 120L191 122H186V123H183V121H180L179 123ZM211 124V123H210ZM214 124V123H213ZM228 122H225L224 123V126L226 127V125L228 126ZM231 124V123H230ZM229 124V125H230ZM240 124V123H239ZM250 124V125H248ZM13 125V124H12ZM23 125V124H22ZM67 125V124H66ZM78 124L76 123V126ZM80 125V124H79ZM82 125V124H81ZM90 125V124H89ZM101 125V124H100ZM116 125V124H115ZM188 125V126H187ZM223 124L221 125H217L219 127H221ZM262 125V123H261ZM1 126H4V125H1ZM7 126V125H5ZM37 126V127H38ZM92 126V125H91ZM127 126V124H126ZM131 126V125H130ZM153 126V125H152ZM152 126H149L145 129V131L152 133L153 131V127ZM215 128L219 129L218 127H216V125L214 124ZM234 126H237L234 124ZM233 126V127H234ZM9 127V125H8ZM66 127V126H65ZM110 127V126H109ZM119 127V125H118ZM123 127V125H121V128ZM232 127V126H231ZM243 127V126H242ZM260 127V126H259ZM7 128V127H6ZM10 128V127H9ZM12 128V127H11ZM26 128V127H25ZM42 128V129H43ZM48 128V127H46ZM52 128V127H51ZM127 128V127H126ZM139 128V127H138ZM228 128V127H227ZM236 128V127H234ZM56 129V128H55ZM60 129V128H59ZM103 129V128H101ZM107 129V128H106ZM124 128H122L123 130ZM129 129V128H128ZM131 129V128H130ZM135 129V128H134ZM200 129V128H199ZM204 129V128H202ZM231 129V128H230ZM230 129H226V130H223L221 132H217L219 134V136L221 137L222 136H228L230 133H231V130ZM242 129V128H241ZM260 129H263L261 130V132L263 134L260 135L261 136H264V128H260ZM1 130V128H0ZM4 130V128L2 129ZM7 130V129H6ZM30 130V129H29ZM35 130V129H34ZM41 130V129H40ZM45 130V129H44ZM126 130V129H125ZM133 130V128H132ZM131 130V131H132ZM201 130V129H200ZM236 130V129H235ZM32 131V130H31ZM60 131V130H59ZM111 131V130H110ZM121 131V130H120ZM7 132V131H6ZM12 132V131H11ZM16 132V131H15ZM44 132V131H43ZM87 132V131H86ZM119 132V131H118ZM169 132V131H168ZM177 132V131H175ZM174 132V133H175ZM9 132H7L6 134L8 135ZM31 133V132H30ZM89 133V132H88ZM127 133H128V130H127ZM129 133H131L129 131ZM216 133V134H217ZM254 133V132H253ZM4 133V135H6ZM11 134V133H10ZM33 134V133H32ZM42 134V133H40ZM40 134H37L40 136ZM57 134V133H56ZM61 134V132H60ZM173 134V133H171ZM176 134V133H175ZM174 134V135H175ZM210 134V133H209ZM221 134V135H220ZM2 135V134H1ZM6 135V137H8ZM34 135L35 134V131H34ZM44 135V134H43ZM46 135V134H45ZM47 135H48V132H47ZM46 135V136H47ZM59 135V134H58ZM63 135V134H62ZM75 135V133H74ZM141 135V133H140ZM145 135V134H144ZM42 136V135H41ZM64 136V135H63ZM67 136V135H66ZM95 136V135H94ZM97 136V135H96ZM123 136V135H122ZM170 136V135H169ZM240 136H239V140H240ZM4 137V136H3ZM32 137V136H31ZM44 137V136H42ZM69 137V136H68ZM73 137V136H72ZM118 137V136H117ZM145 137V136H144ZM189 138L191 136H188ZM203 137H204V140H203ZM216 137V136H215ZM229 137V136H228ZM243 137V136H242ZM252 137V136H250ZM1 138V137H0ZM34 138V137H32ZM36 138V137H35ZM78 138V137H77ZM218 138V137H217ZM224 138V137H223ZM230 138V137H229ZM236 138V137H235ZM5 139V138H4ZM39 141L42 140V138H38ZM41 139V140H40ZM63 139V138H62ZM67 139V138H66ZM192 139V138H191ZM195 139V140H194ZM215 139V138H214ZM238 139V138H237ZM243 138H241L242 140ZM255 139V138H254ZM2 140V139H1ZM28 140V139H27ZM35 140V139H34ZM71 140V139H70ZM219 140V139H218ZM222 140V139H221ZM220 140V142H221ZM238 140V141H239ZM246 140V139H245ZM248 140V139H247ZM251 140V139H249ZM263 140V139H262ZM4 141V140H3ZM22 141V140H21ZM38 141V140H37ZM208 141V143H207ZM223 141V140H222ZM238 141H234V142H230L232 144V146L234 144H237L239 143ZM140 142V140H139ZM225 142L227 141H224V145L226 144ZM242 142V141H241ZM246 142V141H244ZM260 142V141H259ZM262 142V141H261ZM6 143V140L4 141L3 144ZM60 143V142H59ZM72 143V142H71ZM165 143V142H164ZM177 143V144H176ZM187 143H191L190 145H194V146H197L198 148V154L197 155H192L191 152H188L189 150L186 149V145ZM228 143V142H227ZM253 142H249L247 144V147H250L249 148V160L251 162V159L254 158L257 154L254 153L255 151H257L258 149L255 150V148H253V145L257 144H251ZM7 144V143H6ZM11 144V143H10ZM18 144V143H17ZM31 144V143H30ZM112 144V143H111ZM217 144V143H216ZM220 144H223V143H220ZM231 144L230 147H231ZM239 144H242V143H239ZM245 144V143H244ZM259 144V143H258ZM2 145V143H1ZM0 145V147H2ZM71 145V144H70ZM139 145V144H138ZM5 146V145H4ZM26 146V145H25ZM82 146H85V147H81L82 150H81V154L85 155L86 157L85 158H88L91 160V158H97L99 156V150L97 151L96 149L94 148H91L90 146L88 145H82ZM179 146V147H180ZM220 146V145H219ZM257 146V148H261V146L258 147V145H255ZM167 147V148H168ZM188 147V146H187ZM211 147V149L213 150L211 154H209L208 152V148ZM221 147H224V146H221ZM237 147V145H236ZM244 147V146H242ZM246 147V146H245ZM246 147V148H247ZM252 147V148H251ZM3 148V147H2ZM5 148V147H4ZM11 148V147H10ZM65 148V147H64ZM96 148V147H95ZM220 147H218L219 149ZM233 148H235L233 146ZM238 148V147H237ZM1 149V148H0ZM224 150V148H222ZM227 149V148H226ZM232 149V148H230ZM239 149L241 148H238L237 150L239 151ZM243 149V148H242ZM12 150H15V149H12ZM25 150V149H24ZM170 150V149H169ZM236 150V151H237ZM248 150V149H246ZM261 150V149H260ZM5 151V150H4ZM33 151H34V155L36 158L40 159L41 161H39V163L37 164V169L39 170H34L36 172H45L47 173L46 171L49 170V169H55L53 168V160L51 157L49 156H52L51 154L48 155L47 151L43 148L42 145H39L37 147H35L34 145V148H33ZM127 151V150H126ZM210 151V150H209ZM226 151V150H225ZM232 151V150H231ZM230 151V152H231ZM22 152V151H21ZM103 152V151H102ZM166 152V151H165ZM169 152V151H168ZM175 152L179 153L177 150H175ZM234 152V150H233ZM232 152V154H234ZM243 151H239V153H241ZM264 152V151H262ZM261 152V154H262ZM1 153H5V152H2ZM10 153L9 152V148L6 149V153ZM12 153V152H11ZM228 152L226 151V153L224 152V154H227ZM237 153V152H236ZM246 153V152H245ZM244 153V155H245ZM260 153V152H258ZM60 154L64 155V152H60ZM59 154V155H60ZM121 154V153H120ZM164 154V152H163ZM167 154V153H166ZM169 154V153H168ZM230 154V153H229ZM230 154V155H232ZM4 155V154H3ZM28 155V153H27ZM103 155V154H102ZM223 155V154H222ZM242 155V153L240 154ZM11 156V155H9ZM114 156V155H113ZM116 156V155H115ZM179 156V155H178ZM228 155H226L227 157ZM247 156V155H246ZM258 156H261L258 154ZM8 157V155H7ZM19 157V156H18ZM224 157V156H223ZM238 157V155H237ZM10 158V157H8ZM50 158V159H48ZM63 158V157H62ZM99 158V157H98ZM107 158V157H106ZM114 158V157H112ZM118 158V157H117ZM120 158V157H119ZM225 158V157H224ZM246 157H244L245 159ZM4 159V158H3ZM229 159V158H228ZM239 159V157L237 158ZM243 159V158H242ZM241 159V161H242ZM247 159V158H246ZM255 159V158H254ZM6 160V159H5ZM73 160V159H72ZM105 160V158H104ZM113 160V159H112ZM226 160V159H225ZM231 160V159H230ZM260 160V158H259ZM258 160V162H259ZM4 161V160H3ZM56 161V160H55ZM111 159L108 157L107 158V161L105 162V167H107L108 169L111 168L112 169V166L110 167L109 163H110ZM235 161V160H234ZM245 161V160H244ZM248 161V160H247ZM252 161H254L252 159ZM66 162V161H64ZM103 162V161H102ZM113 162V161H112ZM115 162V161H114ZM5 163V162H4ZM2 163V164H4ZM9 163V162H8ZM73 164L75 165H83V167L85 166V164H83L80 161L78 162H75V161H72ZM179 163V162H178ZM191 163V164H190ZM55 164V163H54ZM65 164V163H64ZM64 164H63V167H64ZM190 164V165H189ZM226 164V163H225ZM230 164V163H229ZM239 164V163H238ZM247 164V163H246ZM250 164V163H249ZM252 164V163H251ZM255 164V162L253 163V165ZM5 165V164H4ZM53 165V166H52ZM66 165V164H65ZM78 165L76 167H78ZM81 165L80 167L78 168H81ZM256 165V164H255ZM7 166V165H6ZM56 166V165H55ZM67 166V165H66ZM175 166V165H174ZM231 166V164H230ZM229 166V168H230ZM248 166V165H247ZM246 166V167H247ZM257 166V165H256ZM4 167V166H3ZM9 167V166H7ZM173 167V166H171ZM177 167V166H176ZM233 167V166H231ZM255 167V166H254ZM167 168V167H166ZM223 168L224 165H223ZM227 168V167H226ZM253 168V167H252ZM258 168V167H257ZM262 168V167H261ZM10 169V168H9ZM19 169V168H18ZM173 169V168H172ZM173 169V170H175ZM232 169V168H231ZM4 170H5V167H4ZM8 170V168H7ZM75 170V169H74ZM86 170V169H85ZM116 170V169H115ZM175 170V171H176ZM238 170V169H237ZM83 171V170H82ZM114 171V170H112ZM214 171V173L212 172ZM6 172V170H5ZM54 172V171H52ZM56 172V170H55ZM111 172V170H110ZM115 172V171H114ZM113 172V173H114ZM202 172V174H201ZM234 172V171H233ZM261 172V171H260ZM11 173V172H10ZM57 173V172H56ZM79 173V172H77ZM112 173V174H113ZM117 173V172H116ZM119 173V172H118ZM200 173V174H198ZM214 174V176H212L211 174ZM226 173V174H224ZM8 174V173H7ZM22 174V173H21ZM25 174V172H24ZM172 174H173V171H172ZM237 174V173H236ZM235 174V175H236ZM262 174V173H261ZM26 177L28 176H31V177H28V180L31 181L30 185H27L28 187V190L33 192V196L35 197L32 198L31 200V203H38V201L36 200V197L38 198L39 196L42 195V197L47 194V193H50L49 191L51 190L52 187H55L53 186V182L51 179L47 178V177H42V176H38L36 175V173L34 174L32 171L28 174H25ZM24 175V176H25ZM111 175V174H110ZM114 175V174H113ZM116 175V174H115ZM226 175V176H225ZM251 175V174H250ZM249 175V176H250ZM255 175L256 176H250L253 177L252 180L255 181V185H256V188L255 190H252L254 193H255V196H254V199L255 197L258 199L257 201L258 202H261V205L260 206H263L264 207V197H263V193H264V185L262 184V182H260L261 180L257 177L258 176V172L256 171L255 172ZM56 176V175H55ZM262 176V175H261ZM13 177V176H12ZM49 177V176H48ZM59 178V176H57ZM117 177V176H116ZM240 177V176H239ZM260 177V176H259ZM264 177V176H263ZM11 178V177H10ZM21 178H23L21 176ZM20 178V179H21ZM43 178V179H42ZM51 178V176H50ZM170 178V179H171ZM255 178V179H254ZM8 179V178H7ZM56 179V178H55ZM53 179V180H55ZM169 179V180H170ZM226 179V180H225ZM240 179V178H239ZM59 180V179H58ZM57 180V181H58ZM10 181V180H8ZM7 181V182H8ZM14 181V180H13ZM11 181V182H13ZM37 181V182H36ZM229 181H232V182H229ZM35 182V183H34ZM41 182V184H39ZM86 182V181H85ZM170 182V181H169ZM168 182V183H169ZM9 183V182H8ZM20 183V182H19ZM56 183V181H55ZM60 183V182H59ZM11 184V183H10ZM65 184V183H64ZM73 184V183H72ZM167 184V183H166ZM171 184V183H169ZM179 184V183H178ZM192 184V183H191ZM204 185L205 188L201 189L200 186L201 185ZM8 185V184H7ZM25 185V184H24ZM34 185V186H32ZM58 185V184H56ZM90 187H91V184H89ZM186 187L187 184H185ZM231 185V186H232ZM32 186V187H31ZM38 186H40V188H38ZM63 186V185H62ZM172 186V185H171ZM223 187V185H221ZM230 186V187H231ZM237 186V185H236ZM239 186V185H238ZM7 187V186H6ZM8 187L10 188L11 186L8 185ZM7 187V188H8ZM19 187V188H18ZM42 187V188H41ZM168 187V185L166 186ZM165 187V188H166ZM219 187V185H218ZM17 188L20 190V186H17ZM25 188V187H24ZM164 188V189H165ZM233 188H235L233 186ZM232 188V189H233ZM251 188V187H249ZM11 189V188H10ZM40 189V190H39ZM168 189V188H167ZM171 190V188H169ZM185 189V188H184ZM188 189V188H187ZM191 189V188H190ZM217 189V188H216ZM224 189V188H223ZM237 189V187H236ZM241 189V188H240ZM253 189V188H252ZM7 190V189H6ZM9 190V189H8ZM17 190V189H16ZM18 190V192H19ZM66 190V189H65ZM94 190V189H93ZM234 190V189H233ZM250 190V189H249ZM164 191V190H163ZM162 191V192H163ZM166 193L168 194L167 190H165ZM224 191V190H223ZM230 191V190H228ZM241 191V190H239ZM251 191V192H252ZM13 192V191H12ZM21 192V191H20ZM52 192V191H51ZM68 192V191H67ZM226 192V190H225ZM231 192V191H230ZM229 192V193H230ZM8 193V192H7ZM15 193V192H14ZM161 193V192H160ZM165 193V192H164ZM210 193V192H209ZM228 193V192H227ZM228 193V194H229ZM23 194V192L21 193V195ZM56 194V193H55ZM159 194V192H158ZM167 194H165L167 196ZM231 194V193H230ZM235 194V193H234ZM14 195V194H12ZM25 195V194H24ZM29 195V194H28ZM27 195V196H28ZM210 195V194H209ZM207 195V196H209ZM245 195V194H243ZM250 195V194H249ZM253 195V194H252ZM5 196H7L5 194ZM15 196V195H14ZM30 196V195H29ZM161 196V195H160ZM165 196V197H166ZM231 196V195H230ZM241 196V194H240ZM247 195H245L244 197L246 198ZM2 197V196H1ZM19 197V196H18ZM45 197V196H44ZM213 197V196H212ZM232 197V196H231ZM17 197H15L14 199H16ZM26 198V196H25ZM30 198V197H29ZM207 198V197H205ZM220 198V197H219ZM244 198V199H245ZM249 198V197H248ZM248 198H246L248 200ZM1 199V198H0ZM196 199V201H195ZM210 199V198H209ZM212 199V198H211ZM215 199V197L213 198V200ZM230 199V198H229ZM242 199V198H241ZM8 200V199H7ZM11 200V199H10ZM12 200H13V197H12ZM39 200V199H38ZM208 200V198H207ZM211 200V201H213ZM218 200V199H217ZM234 200V199H232ZM3 201V199L1 200ZM5 201V200H4ZM16 201V200H15ZM14 201V202H15ZM19 201V200H18ZM221 201V200H220ZM218 201V202H220ZM252 201V200H251ZM250 201V202H251ZM12 202V201H11ZM40 202V201H39ZM246 202V201H245ZM256 202V200H255ZM254 202V203H255ZM1 203V202H0ZM5 203V202H3ZM23 203V202H22ZM212 203V202H211ZM221 203V202H220ZM223 203V202H222ZM221 203V204H222ZM253 203V205L251 206L252 210L254 211V214L259 212L261 208L257 209V205L258 203L255 205ZM15 204V203H14ZM13 204V205H14ZM217 204V203H216ZM216 204L214 206H216ZM220 204V205H221ZM234 204V203H233ZM236 204V203H235ZM5 205L7 206L8 203ZM212 205V204H211ZM219 205V203L217 204ZM233 206V205H232ZM256 206V207H255ZM212 207V206H211ZM231 207V205H230ZM259 207V205H258ZM262 207V208H263ZM24 208H26L24 206ZM23 207H20L18 209V212L20 213L19 217H23V216H27V213L28 211H23L24 210ZM30 208V207H29ZM39 208V207H38ZM227 208V206H226ZM14 209V208H13ZM79 209V208H78ZM160 209V208H159ZM220 209V208H218ZM225 209V208H224ZM228 209V208H227ZM235 209V208H234ZM241 209V208H240ZM239 209V211H240ZM230 210V209H228ZM213 211V210H212ZM17 212V211H16ZM214 212V211H213ZM246 212V211H245ZM31 213V212H30ZM159 213V212H158ZM218 213V212H217ZM242 213V212H241ZM216 214V213H215ZM17 215V216H18ZM80 215V214H79ZM172 215V218L170 217ZM217 215V214H216ZM223 215V213L221 214ZM245 215V214H243ZM258 215V214H257ZM256 216V214H255ZM260 216V215H259ZM18 217V218H19ZM17 218V217H16ZM17 218V219H18ZM54 218V217H53ZM82 219V218H81ZM263 219V218H262ZM80 220V219H79ZM81 221V220H80ZM152 221V220H151ZM233 221L234 224L236 226H230L229 225V222ZM23 222V221H22ZM34 223V224H33ZM41 222L39 223H36L35 224V220L33 218H27L25 219V224L23 225V233L24 232H27L29 230H35V231H38L39 230H43L45 231L47 228H45V226L43 224H40ZM13 224V223H12ZM33 226H32V225ZM19 227V226H18ZM17 227V228H18ZM159 227V226H158ZM186 230H185V229ZM184 229V230H183ZM161 230V229H160ZM138 231V230H137ZM159 231V230H158ZM210 231V233H209ZM44 233V232H42ZM209 233V234H208ZM207 235V240L209 243L208 246H206V244L204 243L203 244V240H204V235ZM43 235V234H42ZM141 235V234H140ZM217 235H220V237H218ZM46 236L49 238V241H51V235L50 233L46 234ZM144 236V235H143ZM186 236V237H185ZM89 238V237H88ZM215 238L217 240V242L215 241ZM145 239V238H144ZM143 237H141L140 239V242L139 244H143V247L141 248V251H144L146 246L144 245H148V244H145V241H144ZM120 240V239H119ZM147 242V241H146ZM191 242V241H190ZM260 242V241H259ZM45 243V242H44ZM47 243V242H46ZM49 243V242H48ZM235 243V244H234ZM258 245L256 246H259L257 247L253 252H251V258H249L247 260V262L245 264H257L259 263L258 261H262L264 260V239H262L261 241V244L260 243H257ZM47 246V245H46ZM53 246V244H52ZM57 246V245H56ZM139 246V245H138ZM255 246V247H256ZM55 247V246H54ZM46 248V247H45ZM151 248V249H152ZM56 249V248H54ZM88 249V248H86ZM140 249V248H138ZM137 249V250H138ZM58 250L57 252L59 253H56V254H53V257L55 256L54 258V264H63L62 261H60V257H61V249L58 248L56 249ZM93 250H96V251H99V252H105L107 253V255L110 257V259L112 260L111 264H115V256L117 255V252L118 251H123L122 249V246L120 247L119 246V243H118V238H117V235H114V234H109V233H105V236H104V242L101 244V246L97 247L96 248L94 247ZM126 250V249H125ZM147 250V249H146ZM89 252V250H88ZM131 256H132V263L133 261L136 260V251L134 249L130 250V252H128ZM140 253V252H139ZM147 253V252H146ZM119 254V253H118ZM104 255V254H103ZM123 255V254H121ZM137 255V254H136ZM147 255V254H146ZM145 252L143 254V257L145 258ZM151 254H149L150 256ZM120 256V254L118 255ZM125 256V253L123 255V258ZM236 257V255H235ZM128 258V257H126ZM219 258V257H218ZM237 258V257H236ZM143 258L141 257V260ZM240 259V257H239ZM238 259V260H239ZM242 259V258H241ZM239 260L240 262L242 260ZM238 260H234L232 261L231 259V262H229L228 264H238L237 261ZM246 260V259H244ZM243 260V261H244ZM57 261V262H56ZM60 261V262H59ZM145 261V260H144ZM143 261V262H144ZM139 262V261H138ZM65 264V263H64ZM69 264V263H68ZM128 264V263H127ZM143 264V263H142ZM226 264V263H225Z\"/></svg>",
	"mask_w": 264,
	"mask_h": 264
},
{
	"label": "snow or ice",
	"instance_id": "obj_3",
	"mask_svg": "<svg viewBox=\"0 0 264 264\" xmlns=\"http://www.w3.org/2000/svg\"><path fill=\"white\" fill-rule=\"evenodd\" d=\"M200 7L204 9H222L227 10L223 17L212 15L207 17L204 23H215L218 19H227L233 17L236 24L240 23L238 19L241 16L240 11L233 12L231 9L237 5H249L250 0H197ZM108 25L101 23L93 14L87 10L78 7L64 6L59 0H0V44L5 40L12 42H22L25 34L32 37L33 40L42 44L51 42L57 55L66 59L74 58L84 53H94L99 55L103 49H98L91 41L98 29H107ZM4 52L0 48V58ZM130 67L127 64H120L121 69ZM139 75V72L136 73ZM250 111L254 115H264V110L257 107H251ZM51 117V113L48 114ZM114 116L133 117L144 121L148 124L159 123L158 118L148 117L132 110H124L122 112H114ZM13 126L23 123L35 129L40 130L36 124L24 111H13L10 114ZM233 119L231 115L220 116L212 123L216 125L224 124ZM55 123V121H53ZM198 124H203L202 121ZM70 132L79 131L81 133L82 142L91 145H98L107 153L110 149L107 144L102 143L87 132L75 129L71 125L67 126ZM202 130V129H201ZM17 137L19 132L14 133ZM49 145L53 142L47 137ZM59 151V149H57ZM7 177L3 165H0V186L6 185ZM11 234V233H10ZM23 243V242H22ZM26 247L34 246L26 245Z\"/></svg>",
	"mask_w": 264,
	"mask_h": 264
}]
</instances>
